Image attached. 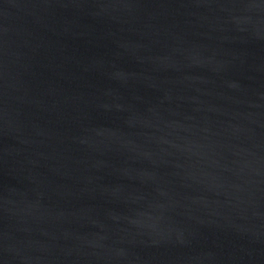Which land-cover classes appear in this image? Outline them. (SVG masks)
<instances>
[{
    "label": "water",
    "instance_id": "1",
    "mask_svg": "<svg viewBox=\"0 0 264 264\" xmlns=\"http://www.w3.org/2000/svg\"><path fill=\"white\" fill-rule=\"evenodd\" d=\"M0 264H264V0H0Z\"/></svg>",
    "mask_w": 264,
    "mask_h": 264
}]
</instances>
